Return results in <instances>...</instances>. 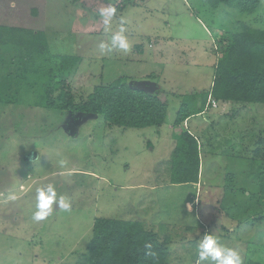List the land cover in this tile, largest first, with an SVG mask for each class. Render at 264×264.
<instances>
[{
	"label": "rangeland",
	"instance_id": "1",
	"mask_svg": "<svg viewBox=\"0 0 264 264\" xmlns=\"http://www.w3.org/2000/svg\"><path fill=\"white\" fill-rule=\"evenodd\" d=\"M109 4L117 11L105 31L99 11ZM121 17L129 49L101 51ZM0 25L44 29L53 53L80 56L67 78L76 101L126 77L159 89L169 103L160 129H126L97 114L34 106L40 84L14 102V86L0 103V264H88L97 218L140 221L169 239L167 264H196L205 234L236 249L243 264H264V204L250 177L264 166V104L217 101L185 121L181 128L199 142V179L171 181L184 96L211 88L229 35L244 26L264 30V0L252 13L215 11L202 0H0ZM6 54L0 78L17 70ZM48 184L71 209L54 204L37 222L36 190Z\"/></svg>",
	"mask_w": 264,
	"mask_h": 264
},
{
	"label": "trees",
	"instance_id": "2",
	"mask_svg": "<svg viewBox=\"0 0 264 264\" xmlns=\"http://www.w3.org/2000/svg\"><path fill=\"white\" fill-rule=\"evenodd\" d=\"M202 1L215 11L226 5L242 13H252L260 4V0ZM228 40L215 64L211 88L184 96L177 110L173 127L176 145L171 159L174 184L196 183L199 179V142L189 130L181 128L186 120L203 113L212 99L264 104V30L244 26L241 32L229 35ZM0 46L7 58L12 57L17 69L0 78L1 104L7 102L14 86L15 102L22 91L40 84L44 86L43 95L34 106L72 114H97L106 123L126 129L161 128L166 122L169 103L160 96L161 91L145 83H130L126 77L96 85L85 99L76 101L67 78L81 57L53 53L44 29L0 25ZM250 177L257 181L260 190L257 201L264 204V166ZM146 243L152 245L155 255H147ZM90 245L88 264H167L170 252L169 239L161 240L144 223L115 218L95 220Z\"/></svg>",
	"mask_w": 264,
	"mask_h": 264
},
{
	"label": "clouds",
	"instance_id": "3",
	"mask_svg": "<svg viewBox=\"0 0 264 264\" xmlns=\"http://www.w3.org/2000/svg\"><path fill=\"white\" fill-rule=\"evenodd\" d=\"M116 11V8L111 6V4L100 9L99 15L102 18L105 31L110 30L113 18L116 16ZM125 31L124 19L121 17L119 31L111 37L110 44L105 42L100 43L99 47L101 51L107 50L111 52L113 49L127 51L129 43L123 34ZM63 163L61 161L62 165ZM9 199L15 200L16 196L12 195ZM35 199V211L32 218L37 222L46 220L53 213L54 204L64 211H70L71 209V204L63 196H58L57 189L53 184L39 187L36 190ZM188 207L191 209V205ZM144 247L148 250L147 255H155L151 251L152 245L150 243H146ZM196 252L198 256L196 264H243L241 255L236 249L221 244L212 234H205L203 236L197 245Z\"/></svg>",
	"mask_w": 264,
	"mask_h": 264
},
{
	"label": "crops",
	"instance_id": "4",
	"mask_svg": "<svg viewBox=\"0 0 264 264\" xmlns=\"http://www.w3.org/2000/svg\"><path fill=\"white\" fill-rule=\"evenodd\" d=\"M131 6V5H130ZM129 7V6H128ZM126 9V8H125ZM208 107H207V109L203 112V113H201V114H198V115H195V117H198V116H201V115H205V114H207V111H208ZM194 116H192V117H190V119H188V120H186V122H188L187 124L189 125V122L191 121V119L193 118ZM167 118H168V113H167ZM167 118H166V120H167ZM192 124V127L194 128L193 130H197L196 129V125H195V123H191ZM160 129V128H159ZM158 129V130H159ZM193 135H195L194 133H192ZM196 136V135H195Z\"/></svg>",
	"mask_w": 264,
	"mask_h": 264
},
{
	"label": "built area",
	"instance_id": "5",
	"mask_svg": "<svg viewBox=\"0 0 264 264\" xmlns=\"http://www.w3.org/2000/svg\"><path fill=\"white\" fill-rule=\"evenodd\" d=\"M212 103H213V105H214V106H216V105H217V101H216V100H214V99H212Z\"/></svg>",
	"mask_w": 264,
	"mask_h": 264
}]
</instances>
